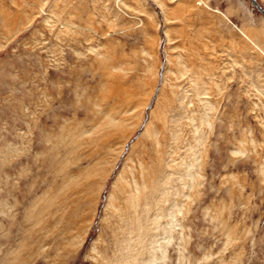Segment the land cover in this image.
I'll list each match as a JSON object with an SVG mask.
<instances>
[{"label": "rangeland", "instance_id": "1", "mask_svg": "<svg viewBox=\"0 0 264 264\" xmlns=\"http://www.w3.org/2000/svg\"><path fill=\"white\" fill-rule=\"evenodd\" d=\"M0 264H264L250 0H0Z\"/></svg>", "mask_w": 264, "mask_h": 264}, {"label": "water", "instance_id": "2", "mask_svg": "<svg viewBox=\"0 0 264 264\" xmlns=\"http://www.w3.org/2000/svg\"><path fill=\"white\" fill-rule=\"evenodd\" d=\"M251 4L264 14V8L257 2V0H250Z\"/></svg>", "mask_w": 264, "mask_h": 264}, {"label": "bare ground", "instance_id": "3", "mask_svg": "<svg viewBox=\"0 0 264 264\" xmlns=\"http://www.w3.org/2000/svg\"><path fill=\"white\" fill-rule=\"evenodd\" d=\"M257 2H258V0H257ZM259 3V2H258ZM261 5V4H260ZM263 14V13H262ZM264 15V14H263Z\"/></svg>", "mask_w": 264, "mask_h": 264}]
</instances>
